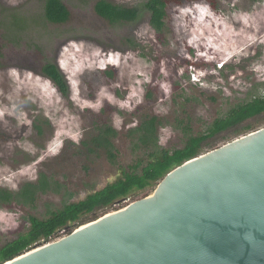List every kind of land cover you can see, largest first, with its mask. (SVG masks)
<instances>
[{
	"label": "rangeland",
	"instance_id": "1",
	"mask_svg": "<svg viewBox=\"0 0 264 264\" xmlns=\"http://www.w3.org/2000/svg\"><path fill=\"white\" fill-rule=\"evenodd\" d=\"M63 1L73 19L52 27L42 19L40 0H0V187L16 192L41 173L60 185L35 208L0 209V248L27 233L30 216L45 219L49 210L83 201L133 172L144 154L128 132L146 117L161 119L159 145L173 152L184 147L186 127L189 135L204 133L231 108L264 94V0H217V11L205 2L170 5L161 33L144 8L149 0H107L140 10L135 22L121 25L96 18L95 0ZM16 15L26 28L11 36ZM12 58L26 59L36 71L55 64L68 95ZM109 67L114 79L103 73ZM250 122L253 132L264 128V116ZM101 127L117 132L115 164L88 148ZM231 141L211 143L216 149ZM158 184L88 220L145 198ZM68 235L62 231L49 242Z\"/></svg>",
	"mask_w": 264,
	"mask_h": 264
},
{
	"label": "water",
	"instance_id": "2",
	"mask_svg": "<svg viewBox=\"0 0 264 264\" xmlns=\"http://www.w3.org/2000/svg\"><path fill=\"white\" fill-rule=\"evenodd\" d=\"M3 264H264V128L186 161L145 198Z\"/></svg>",
	"mask_w": 264,
	"mask_h": 264
},
{
	"label": "trees",
	"instance_id": "3",
	"mask_svg": "<svg viewBox=\"0 0 264 264\" xmlns=\"http://www.w3.org/2000/svg\"><path fill=\"white\" fill-rule=\"evenodd\" d=\"M40 2L41 16L47 25L65 27L71 23L73 11L63 0H40ZM199 2H205L213 10H218L217 0H149L144 8L151 14L150 24L153 29L161 33L167 16L166 11L170 5L181 6L185 3ZM91 10L96 18L108 25L133 23L138 19L140 13L137 8L114 5L107 0H95ZM10 19L7 34L13 36L15 33L25 31L26 21L24 18L16 15ZM10 60V62L16 60L17 65L33 70L39 76L50 80L61 95H68L67 81L55 64L46 63L39 71H36L24 58ZM111 70L112 67H109L103 73L114 79ZM262 116H264V94L253 96L250 101L231 108L225 117L216 119L204 133L192 136L189 135L190 127H186L187 140L184 147L173 152L159 145L158 131L162 126L161 119L157 116L146 117L138 126L128 132V137L134 148L144 154L143 158L138 159L136 164L131 166L130 170L133 172L124 174L113 184L88 195L83 201L65 202L60 209L49 210L48 217L45 219L30 216L27 233L0 248V264L14 259L35 245L53 240L62 231H68L71 234L79 225L97 220L99 217L90 221L88 219L98 211L110 209L114 205L130 199L134 193L145 191L158 184L169 172L201 155L205 147H211V150H214L215 146L211 143L214 139L220 138L222 142L231 141L253 132L257 126L250 121ZM116 137L117 132L112 127H101L98 129L97 135L90 140L88 148L92 153L104 152L110 163L115 164L117 152L113 141ZM59 188L58 183H54L43 173L40 174L36 182H27L16 192L0 187V209L14 203L35 208L41 195L58 192Z\"/></svg>",
	"mask_w": 264,
	"mask_h": 264
}]
</instances>
